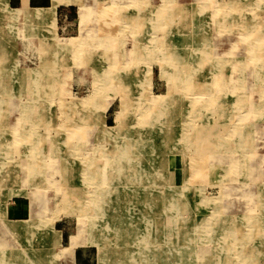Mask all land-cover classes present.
<instances>
[{"label":"rangeland","instance_id":"1","mask_svg":"<svg viewBox=\"0 0 264 264\" xmlns=\"http://www.w3.org/2000/svg\"><path fill=\"white\" fill-rule=\"evenodd\" d=\"M262 81L264 0H0V264H264Z\"/></svg>","mask_w":264,"mask_h":264},{"label":"bare ground","instance_id":"2","mask_svg":"<svg viewBox=\"0 0 264 264\" xmlns=\"http://www.w3.org/2000/svg\"><path fill=\"white\" fill-rule=\"evenodd\" d=\"M167 1V0H166ZM204 3V2H203ZM229 6V5H228ZM86 7V6H85ZM189 7V6H188ZM229 7H232L231 5L229 6ZM228 7V8H229ZM164 9V8H163ZM162 8H160V9H155L153 12H152V16H154V18H153V21H152V27L155 29V30H159V29H163V27H161V26H159V24L157 23V21H160L161 19H164L166 16H169V13H167V9L166 10H163ZM180 9V8H179ZM17 10V9H16ZM20 10V9H19ZM216 10V9H215ZM217 11V10H216ZM213 14H216V12H214ZM85 15V19H86V14H84ZM88 15V14H87ZM215 16V15H214ZM190 17L191 16H185L184 18H181V19H183V20H188V19H190ZM84 19V20H85ZM160 23V22H159ZM180 23V22H179ZM193 24V23H192ZM193 26V25H192ZM185 30H186V26H185V28H183V30L181 31V32H185ZM154 31V30H153ZM155 32V31H154ZM136 33V32H135ZM157 35H155V38H153L152 40H153V42H152V45H153V48L155 49V54H154V57H155V59H163V64H168V65H171V68H173L174 70H175V68H176V66H177V64L178 63H180V62H186L188 59V57H191L192 55H191V53H190V51H192L191 49L192 48H190L189 47V42H188V38H184V39H181V40H177V41H180L181 43H179V42H175V41H173V44H171V45H167V47H165L164 48V54H163V56H162V54L160 53V55H159V49L157 48V46H156V37ZM178 36V35H177ZM173 38L175 39L176 37H175V35H173ZM184 42H185V44H184ZM137 43V42H136ZM154 43V44H153ZM65 46V45H64ZM135 47H136V44H135ZM152 47V46H151ZM132 50V49H131ZM140 50H144V49H142V47H140ZM136 52H137V50L136 51H134V52H132V53H129V55H130V57L132 56V59H134V55L136 54ZM156 52H158V54L156 53ZM138 53V52H137ZM199 54V53H198ZM159 56L161 57V58H159ZM195 56V55H194ZM184 57V58H183ZM193 57V56H192ZM200 57V56H199ZM141 58V57H140ZM261 58V57H260ZM139 59V58H138ZM258 59V58H257ZM190 60V59H189ZM189 60L187 61V62H189ZM165 62V63H164ZM202 62V61H201ZM200 62V63H201ZM242 64V63H241ZM243 66H245V65H243ZM263 66V65H262ZM128 68L130 69V67L128 66ZM242 68V67H241ZM245 67H243V69H244ZM236 69V68H235ZM238 69V68H237ZM240 69V68H239ZM199 71V70H198ZM197 72V71H196ZM241 72H242V70H241ZM253 72V71H252ZM127 73V72H126ZM137 73V72H136ZM194 73V72H193ZM240 73V72H239ZM254 73V72H253ZM115 74H117V73H115ZM195 74V73H194ZM259 74H261V72L259 71L258 72V74H257V77L259 76ZM112 77H114V75L112 76ZM127 77V76H126ZM140 77V76H139ZM194 78L195 77H193V80H191L190 82L188 81V79H186L185 81H184V88L186 89V90H189V88H194V89H197L198 88V86L197 85H195V83H194ZM198 78V77H197ZM102 79V78H101ZM111 79V78H110ZM114 79V78H113ZM121 79V78H120ZM139 80V79H138ZM111 81V80H110ZM109 81V82H110ZM120 82V81H119ZM123 83V82H122ZM108 84V83H107ZM212 84V83H211ZM262 84L264 85V82L262 81ZM210 85V84H209ZM118 87H119V85H118ZM113 88V87H112ZM117 88V87H116ZM125 88V87H124ZM56 89V88H55ZM130 89V88H129ZM244 89V88H243ZM117 90V89H116ZM211 90V89H210ZM122 91V90H121ZM206 91V90H205ZM258 91V90H257ZM126 93V92H125ZM187 93V92H186ZM214 94V93H213ZM249 91L248 90H246V91H241V93L240 94H238L237 95V97H236V101H235V103H236V107H243L244 108V106H247V105H250V103H248L247 101H248V99H249ZM214 96V95H213ZM216 97V96H215ZM223 99V98H222ZM157 100V99H156ZM155 100V101H156ZM160 101V100H159ZM212 101V100H211ZM154 102V101H153ZM158 102V101H157ZM199 102V101H198ZM192 103V102H191ZM244 103V104H243ZM157 105V104H156ZM191 105V104H190ZM155 106V105H154ZM153 106V107H154ZM144 107V106H143ZM156 107V106H155ZM160 107V106H159ZM192 108V107H191ZM190 108V109H191ZM150 109V108H149ZM202 109V108H201ZM154 110V109H153ZM156 110V109H155ZM192 110H194V109H192ZM198 110V109H197ZM213 110V109H212ZM219 110V109H218ZM199 111V110H198ZM202 111V110H201ZM200 111V112H201ZM217 111V110H216ZM238 111V110H237ZM251 111V110H250ZM254 111V110H253ZM144 112V111H143ZM211 112V111H210ZM249 112V111H248ZM248 112H246L247 114H249ZM146 113V112H145ZM195 113V112H194ZM219 113V112H218ZM220 113H222V111H220ZM254 113V112H253ZM200 114V113H199ZM214 114V113H213ZM161 116V115H160ZM159 116V117H160ZM209 116V115H208ZM243 116H245V115H243ZM250 117V116H249ZM161 119V118H160ZM208 119V118H207ZM156 120V119H155ZM158 120V119H157ZM158 122V121H157ZM238 123V122H237ZM30 125V124H29ZM115 128V127H114ZM102 129V128H101ZM110 131V130H109ZM97 132V131H96ZM112 132V131H111ZM28 133V132H27ZM30 134V133H29ZM103 134V133H102ZM187 137V136H186ZM189 142V141H188ZM244 156V155H243ZM144 160V159H143ZM216 165V164H215ZM9 178V177H8ZM10 179V178H9ZM260 185V184H259ZM259 205H260V203H259ZM256 232V231H255Z\"/></svg>","mask_w":264,"mask_h":264},{"label":"crops","instance_id":"3","mask_svg":"<svg viewBox=\"0 0 264 264\" xmlns=\"http://www.w3.org/2000/svg\"><path fill=\"white\" fill-rule=\"evenodd\" d=\"M7 2L10 7L17 9L20 13H22L24 9L32 12L36 9H49L52 6V0H7ZM58 231L60 232L59 235H61L60 229H58Z\"/></svg>","mask_w":264,"mask_h":264}]
</instances>
